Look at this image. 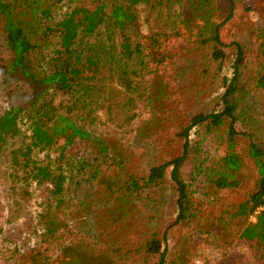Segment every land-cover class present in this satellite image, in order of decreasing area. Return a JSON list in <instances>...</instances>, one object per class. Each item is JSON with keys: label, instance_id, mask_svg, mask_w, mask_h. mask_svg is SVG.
Wrapping results in <instances>:
<instances>
[{"label": "rangeland", "instance_id": "obj_1", "mask_svg": "<svg viewBox=\"0 0 264 264\" xmlns=\"http://www.w3.org/2000/svg\"><path fill=\"white\" fill-rule=\"evenodd\" d=\"M45 1L52 52L59 50L64 32L98 13L104 17L109 12L104 4L109 0ZM163 2L136 0V30L129 29V34L131 45L142 49V36L160 32L169 51H157L158 57L150 62L151 71L136 79L130 94L134 97L131 110L115 105L110 111L109 101H118L121 94L108 87V97L98 99L95 123L88 126L93 136L101 134L117 149L123 148L122 169L104 164L95 177L98 163L89 141L76 138L66 146L64 136L45 141L47 131L52 132L57 124L54 109L61 93L44 99L43 115L33 125L22 118L23 133L0 145V264H92L97 255L104 258L102 264H157L159 254L147 259L142 246L152 233L165 250L163 264H264L260 248L240 237L262 208L239 212L241 205H251L260 177L249 143L251 139L264 143V88L257 83L264 75V0H206L205 8H199V0ZM217 24L222 42L216 44L224 56L214 60L215 43H201L200 39L211 35ZM115 38L121 41L119 33ZM239 46L244 51L243 64L233 79ZM145 52L143 48L144 56ZM10 56L0 24V65ZM82 58L51 74L52 90L92 78L90 57ZM229 88L240 131L235 135V151L243 159L236 173L238 184L218 187L215 183L217 176L228 170L221 161L229 151L224 124L209 131L208 121L190 128V146L181 167L195 221L202 231L176 222L179 208L171 167L164 183L143 187L140 196L132 200L137 206L124 198L115 201L116 211L111 201L106 204L107 185L117 187L128 175L143 183L151 166L181 155L182 132L190 126L192 116L221 111ZM151 94L159 96L150 99ZM14 102L0 87V107L9 108ZM129 113L134 116L126 118ZM25 143L34 149V169L27 178L17 176L11 161L12 150ZM114 213L119 217L112 220ZM49 225L57 227L56 233L50 230L44 235ZM63 247H69L66 257L58 259Z\"/></svg>", "mask_w": 264, "mask_h": 264}, {"label": "trees", "instance_id": "obj_2", "mask_svg": "<svg viewBox=\"0 0 264 264\" xmlns=\"http://www.w3.org/2000/svg\"><path fill=\"white\" fill-rule=\"evenodd\" d=\"M126 1L109 0L104 3L105 7L109 9L107 15L105 13L106 17L101 16L104 13H98L94 19L83 21L75 29H69L66 31L67 33L64 32L61 35L59 50L52 52L49 47L51 41L49 24L44 14L49 8L46 1L0 0V24L5 34L6 45L11 52V56L5 61V64L0 65V73H3V78L0 79V87L4 88L7 95L15 101V104L9 108L0 107V145L5 143L9 137L23 133L20 126L22 118H26L33 125L46 109L45 100L54 99L59 95L58 93H61L59 105L58 107L55 106L54 109L57 124L53 125L52 132L47 131L48 137H45V141L51 143L57 136H64L65 145L63 146L76 138L89 141L95 152L94 158L97 159L98 163L95 177L99 175L101 165L106 164L105 167L111 166L117 171L124 167L123 148L117 149L107 141L105 136H100L101 134L93 136L88 129V126L96 121V111L99 108L98 99L108 97L109 87L118 90L121 98L118 101L111 99L108 109L113 111L114 106L117 105L120 106L121 110H131L134 97L130 94L135 89L136 79L143 72L151 71L150 62L158 57L157 51H163V54L169 51L168 46L159 36L160 32L142 36L145 40L143 42V48L146 49L145 56L142 54L143 48L141 49V46L140 49H136L131 45L129 29L136 30L138 14L135 6L136 0ZM153 1H156V4H164V0ZM168 1L171 2L172 0ZM199 1V8H205L206 0ZM203 17L205 18L206 15ZM219 26L220 24H217L214 27L215 30L212 31L211 35L200 39L201 43L211 41L215 43L213 44V52H211L214 60H219L224 56L222 49L216 44L222 42ZM117 33L121 38L119 42L115 38ZM237 53L238 58L234 64L235 75L233 79H236V75L240 73L243 64L244 51L241 46L238 47ZM82 57H90L93 69L92 78L87 80L81 78L67 87L52 90L53 78L51 74L71 67L77 60H82ZM257 83L264 88V75L259 78ZM230 90L229 88L224 93V108L221 111L199 112L192 116L190 126L182 132L185 141L184 152L181 155L151 166L149 174L143 178V183L134 175H128L123 176L125 186L122 185V179L117 187L114 183L107 185L108 195H105L103 199L106 204L111 201L114 211H116L118 204L114 205L115 201L117 203L124 198L125 202H131L134 207L137 206V201L132 200L140 196L143 187L164 183L167 180L166 170L171 167V178L175 183L176 201L179 208L176 222L192 224L195 230L202 231L198 222L195 221L196 213L193 209L189 184L182 175L181 167L190 146V128L205 121H208V131L224 124L228 128L229 151L222 157L221 161L222 166L231 171H222L221 175L215 179V183L218 187H231L238 184L239 179L236 177V173L243 166V159L235 151V135L240 131L236 128L237 115L230 98ZM159 91L162 92V90ZM158 96L151 94L150 99L158 98ZM60 105L62 108L59 111ZM133 116V113H129L126 118ZM36 131L38 134L39 129ZM33 151V146L30 143H25L20 148L12 150L11 161L17 176L27 178L32 174L34 169V165H32L34 162ZM249 154L258 167L260 177L257 181V190L251 195V205H241L239 212L252 213L256 212L262 205L263 207L256 212V221L248 222L244 226L240 237L258 246L262 257L264 256V143L261 144L251 139ZM21 173L23 174L20 175ZM119 191L126 192L120 195ZM114 194L116 195L114 196ZM115 217H119V215L114 213L112 220H115ZM50 230L54 234L57 227L47 226V230L44 229V235ZM155 234L152 233L142 244L146 253L144 256L147 259H152V256L159 254L160 259L157 264H163L166 253L162 248L161 240ZM68 248H62L58 259L66 257ZM69 258L70 256L66 258L67 261ZM103 259L97 255L92 260V264H102Z\"/></svg>", "mask_w": 264, "mask_h": 264}, {"label": "built area", "instance_id": "obj_3", "mask_svg": "<svg viewBox=\"0 0 264 264\" xmlns=\"http://www.w3.org/2000/svg\"><path fill=\"white\" fill-rule=\"evenodd\" d=\"M262 207H263V205L260 208H262Z\"/></svg>", "mask_w": 264, "mask_h": 264}]
</instances>
